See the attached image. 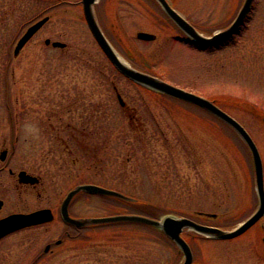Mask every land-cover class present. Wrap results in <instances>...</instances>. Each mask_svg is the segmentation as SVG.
<instances>
[{
    "label": "rangeland",
    "instance_id": "374dc122",
    "mask_svg": "<svg viewBox=\"0 0 264 264\" xmlns=\"http://www.w3.org/2000/svg\"><path fill=\"white\" fill-rule=\"evenodd\" d=\"M74 1L0 0V107L78 102L76 110L62 116L86 134L80 136L77 152L68 154V147L56 138L51 127L55 117L46 121L40 119L43 113H28L20 123L26 150L22 157L44 168L41 174L49 193L58 201L75 185L92 182L197 222L230 229L244 220L257 197L251 159L239 136L212 115L204 123L192 120L188 112L193 104L163 97L119 74L91 34L81 5ZM172 3L209 35L229 24L242 0ZM253 4L237 34L209 52L179 42V32L163 17L122 11L115 18L117 35H111L114 48L128 63L214 101L241 122L264 163V0ZM45 15L49 20L13 58L17 39ZM139 30L156 37L141 40L136 36ZM47 37L66 42V47L45 44ZM3 115L0 110V137L3 128L7 131ZM69 148H74L72 143ZM73 207L76 213L90 216L141 213L128 200L99 194L80 193ZM54 227L50 225L49 231ZM79 232L88 234L79 248L73 246L76 242L66 241L43 264H178L182 259L178 246L149 225L111 223ZM263 235L264 219L232 239L202 238L188 229L182 232L195 264H264ZM10 250L1 251L0 264H21L16 262L20 249Z\"/></svg>",
    "mask_w": 264,
    "mask_h": 264
},
{
    "label": "flooded vegetation",
    "instance_id": "af4514ba",
    "mask_svg": "<svg viewBox=\"0 0 264 264\" xmlns=\"http://www.w3.org/2000/svg\"><path fill=\"white\" fill-rule=\"evenodd\" d=\"M55 1L62 2L67 0ZM166 1L171 7L175 8L172 3L173 0ZM74 2L79 3L82 9V0H76ZM251 6H253V3ZM122 7L124 9L128 7L129 9L123 10ZM92 8L101 29L105 35L108 33V36H106L111 40V42H113L111 34L117 35L118 23L116 22L115 18H119L122 15V11H128L133 16L141 15L152 18H165L169 21V23H171L173 28L179 32V37H176L179 42L183 43L184 45L187 44L200 52H209L215 50L222 47L225 43L223 42V45L219 44L216 46L194 43L168 16L159 0H94L92 3ZM46 16H48V21L50 16ZM64 47H66V42L63 48ZM20 51L16 56H13V58H16L20 54ZM155 93L163 97L178 99L161 92ZM180 100L181 99H179V101ZM181 101L183 102L184 100ZM63 104L64 105L59 107L42 106L40 108L34 106L23 107L12 105L0 107V110L5 112V115H3L5 122H3L2 126L7 128V131L3 128L4 131H1L2 137H0V222L9 216L14 217L15 215L36 213V217H38V219L33 223L21 224L20 226H17L16 228H13L12 230L0 235V254L1 251H4V248H11L10 253L13 252L14 249H20V251H18L20 255L18 256L19 258L16 260V262L19 261L21 264H43V262H45L48 257L55 255V253H57L60 248H64L66 241H72L73 243L76 242L73 246L79 248L82 238H85L88 235L82 234L79 231L83 229H93L95 227L92 224L77 226L72 222L66 221L63 217L62 204L67 192L70 189L65 192L57 201L55 197L49 193L48 186L44 184L42 179L41 171H43L44 168L42 166L39 167V164L25 161L22 157V153L26 150L23 148V144L21 143L19 131L20 123L23 118H27L25 114L35 112L45 114L41 116L40 119L42 120L45 119L47 121L50 118L55 117V126L53 123H51V127L53 130H55V136L61 142V144L68 147V154H71L72 150L73 152H77L78 149H81L80 136L83 135L85 137L86 134L82 132L80 126L62 119L63 113L74 111L78 108V102L73 99ZM194 106L195 107L188 106L190 109L193 108L192 111L189 110L191 113L188 112V114H190V118L192 120L195 119L197 122H206L209 119V115L211 114L200 106ZM129 126L134 130L138 128L132 126L131 124H129ZM61 132H63V136H57V134L60 135ZM23 140L27 141V139ZM71 143L73 144V149L69 148ZM82 148L85 149V147ZM90 148L91 147L88 148V152H90ZM33 149L34 147L30 148L32 153ZM76 160L77 159H75V161ZM80 193H85L88 195L93 194L80 191L72 197L68 203L67 212L68 215L73 218L90 216L87 214L76 213L74 210L73 204L75 198ZM13 221L21 222L24 220H18L15 218ZM52 224H54V226L56 225V227L49 231V226ZM4 229L5 228L2 227L0 223V234L2 231H4Z\"/></svg>",
    "mask_w": 264,
    "mask_h": 264
},
{
    "label": "water",
    "instance_id": "95a60500",
    "mask_svg": "<svg viewBox=\"0 0 264 264\" xmlns=\"http://www.w3.org/2000/svg\"><path fill=\"white\" fill-rule=\"evenodd\" d=\"M94 0H82L83 14L87 22V25L96 39L97 43L106 54L107 58L113 64V66L123 75L129 79L139 83L150 89L164 92L166 94L172 95L174 97L183 99L185 101L195 103L200 107L206 109L207 111L213 113L229 126H231L243 139L247 145L253 162L254 169V178H255V189L258 198V204L256 209L244 220L236 224L230 229L222 228L215 225L199 223L186 216H172L164 215L159 219L152 218L150 216L138 213H123V214H114L106 216H93V217H82V218H72L67 213V206L72 198V196L81 191L85 190L87 192L99 193L108 196H114L126 200H131L132 197L126 195L118 190L107 188L94 183H84L75 186L70 190L65 196L62 204L63 217L65 220L72 222L76 225H84L91 223H108V222H119V221H131L139 222L147 225H152L160 228L165 235L172 239L179 247L180 251L183 253V260L180 264H192L193 262V253L188 242L182 236V231L184 229H191L199 234H202L206 237H212L215 239H230L236 237L243 233L255 222L264 218V176H263V163L260 152L254 142L253 138L245 127L234 117L228 114L226 111L218 107L213 101L203 96H200L194 92L185 90L178 86H175L157 76H154L150 73L144 72L135 68L134 66L128 64L127 62L122 61L108 38L105 36L102 31L98 21L93 12L92 3ZM162 7L167 12L169 17L186 33V35L193 40L194 42H200L203 44H217L228 39L232 34H234L237 29L242 24L246 14L250 9L252 0H244L243 4L238 11L234 20L224 29L214 31L211 35H205L196 29L191 23H189L181 14H179L174 8H172L166 0H159ZM48 16L42 17L36 22L32 23L27 27L25 32L18 39L14 47V55H17L23 45L28 41V39L47 21ZM137 37L142 39H153L155 34L139 31L137 32ZM46 43L50 42V39L45 40ZM53 46L63 47L65 46L64 42L55 40L52 41ZM118 100L121 105H124V101L119 93H117ZM205 215L215 216V213L204 212ZM17 218L16 221L13 220ZM38 219L36 213H31L27 215H15L9 216L3 221H1L4 231L0 235L20 226L21 224H30L35 222ZM13 221V222H12ZM262 242L264 245V236L262 237Z\"/></svg>",
    "mask_w": 264,
    "mask_h": 264
},
{
    "label": "trees",
    "instance_id": "16d2710c",
    "mask_svg": "<svg viewBox=\"0 0 264 264\" xmlns=\"http://www.w3.org/2000/svg\"><path fill=\"white\" fill-rule=\"evenodd\" d=\"M134 198H135L134 201H129V202H131L134 205H136L138 207V209L144 214H147L149 216L157 218V217H159L162 214L168 213V211H166L160 205H157L156 203H154L152 201H149V200H146V199H143V198H139V197H134ZM157 231L162 233L158 229H157ZM199 236L202 237V238H206V237H204L202 235H199Z\"/></svg>",
    "mask_w": 264,
    "mask_h": 264
},
{
    "label": "bare ground",
    "instance_id": "6f19581e",
    "mask_svg": "<svg viewBox=\"0 0 264 264\" xmlns=\"http://www.w3.org/2000/svg\"><path fill=\"white\" fill-rule=\"evenodd\" d=\"M119 58L125 62L124 58L118 54Z\"/></svg>",
    "mask_w": 264,
    "mask_h": 264
}]
</instances>
